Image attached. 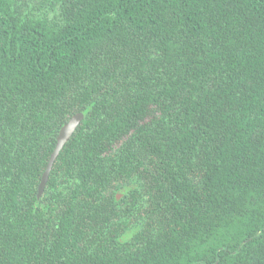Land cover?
<instances>
[{"label": "trees", "instance_id": "trees-1", "mask_svg": "<svg viewBox=\"0 0 264 264\" xmlns=\"http://www.w3.org/2000/svg\"><path fill=\"white\" fill-rule=\"evenodd\" d=\"M0 264H264V0H0Z\"/></svg>", "mask_w": 264, "mask_h": 264}, {"label": "water", "instance_id": "water-1", "mask_svg": "<svg viewBox=\"0 0 264 264\" xmlns=\"http://www.w3.org/2000/svg\"><path fill=\"white\" fill-rule=\"evenodd\" d=\"M82 117H83L82 113L75 114L63 126V128L61 129V132L59 134V139H58L59 146L67 137H69L72 134L74 128L78 125V123L80 122ZM57 151H58V148H56L55 151H53V153L51 155V158H50V163L52 162V160H53L55 154L57 153Z\"/></svg>", "mask_w": 264, "mask_h": 264}]
</instances>
